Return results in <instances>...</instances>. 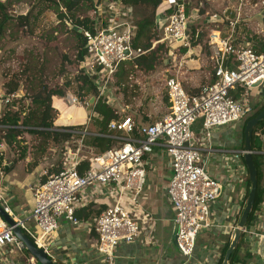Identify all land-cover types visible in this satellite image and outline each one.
I'll list each match as a JSON object with an SVG mask.
<instances>
[{"label": "built area", "instance_id": "1", "mask_svg": "<svg viewBox=\"0 0 264 264\" xmlns=\"http://www.w3.org/2000/svg\"><path fill=\"white\" fill-rule=\"evenodd\" d=\"M172 6V12H165L163 18L159 19L157 28L163 33L162 41L171 48L169 53L176 54L181 60L184 56L181 49L189 51L191 48L190 22L196 14L188 13L184 0H176ZM109 8L111 16L105 22L106 11L98 2L94 13L100 26L95 32L84 31L86 52L79 63V68L98 84L99 97L122 63L144 53L140 48L133 47L137 28L132 7L114 0L110 2ZM238 19L229 20L230 25L234 26ZM157 43L155 41L152 47ZM208 45L211 49L213 80L201 87L199 93L191 94L177 76L168 77L165 89L170 109L153 123L141 125L140 139L133 137L136 126L131 117H124L108 124L110 131L124 135L117 137L120 140L117 146L91 157L83 156L79 150L73 152L69 147L65 148L63 167L53 173L44 171L45 179L32 187L35 202L30 219L35 222L36 231H30L28 220L15 215L11 208L7 189L2 183L4 171L0 163V206L15 222L11 226L0 215V264L11 262L3 252L7 247L17 250L28 264H37L34 257L25 253L24 243L13 231L15 226L27 231L36 246L49 253L46 237L59 228V220L66 219L74 225L80 224L77 210L99 194L112 198L113 204L96 220L95 249L97 253L112 260L123 243L137 240L140 230L137 219L147 218L139 200L146 183V168L150 166L146 155L160 141L171 160L172 176L166 188V196L174 209L175 242L180 253L191 258L200 233L226 228V225L218 221L216 209L222 193V182L209 172L212 136L214 130L233 127L254 114L249 91L264 86V54L257 53L252 46L237 45L231 37H222L221 30L217 28L210 31ZM239 87L245 91L233 97L231 92ZM74 96L71 102L81 101ZM16 97L17 93L6 94L2 102L10 105ZM93 114L92 110L90 116ZM197 120H202L203 127V134L198 141L191 129ZM5 150V145L1 143L0 154ZM244 154L242 150L235 156L234 177L248 174L243 161ZM84 160L89 162V166L80 172L79 166ZM245 198L246 193L241 197L243 202ZM241 207L236 219L240 217ZM236 225L227 226L231 237ZM242 233L253 240H263L261 257L264 260V203L255 213L252 224L246 225Z\"/></svg>", "mask_w": 264, "mask_h": 264}, {"label": "crops", "instance_id": "2", "mask_svg": "<svg viewBox=\"0 0 264 264\" xmlns=\"http://www.w3.org/2000/svg\"><path fill=\"white\" fill-rule=\"evenodd\" d=\"M93 1L100 2V0ZM174 1L176 0H163L156 8L157 27H159L158 21L163 18L164 13L172 10L170 8ZM184 1L186 3L187 1L190 2V0ZM209 1H211L212 7L221 13L217 18L219 20L213 18L215 16L213 14L218 15L217 13H207L205 15L207 23H209L208 19L211 20V23L203 28L200 24L202 25L206 18L198 15L197 7L190 9L187 5L188 13L196 14L190 22V29L192 33L197 32L199 35L193 41L191 40L189 51L186 48L181 49V54L184 55L181 60H179L178 56H175L176 59H172L173 62H171V76H177L186 91L191 94L199 93L201 87L213 80V65L210 59L211 49L208 45V36L212 29L221 30L222 37H231L234 43L239 46H252L256 50L261 46L258 40L264 41V23L259 22L264 10V0ZM100 3L103 6V10L106 11L104 14L105 22H108L111 16L110 0H104ZM42 8H45V5L41 7V10H45L44 14L51 15V19L56 18L52 21L55 27L61 24L53 10ZM30 9L27 11L29 12ZM228 12L233 14L232 18ZM132 16L137 20L136 13H133ZM33 18L30 19V22L34 21ZM237 18H239L238 22L231 26L229 20L233 21ZM203 29L208 31L207 36H204ZM4 83L0 85V116L9 108L8 105L2 102L3 97L6 95L3 88ZM249 93L252 105H262L264 103V86L262 88H252ZM255 97L256 99L254 100L253 98ZM76 109L77 111L71 121L67 124L62 123L63 125H82L84 121H81L84 118L85 121L89 119L88 112L84 107L78 106ZM169 109L170 102L167 97V105L161 106L160 104V111L155 114L156 116L149 114L148 119L131 117L137 127L133 137L140 139L142 136L139 133V127L153 123L165 115ZM243 124L244 122H239L233 127H224L213 132V151L209 162V172L223 183L222 196L216 203V209L218 221L226 225V228L200 233L197 238L195 252L191 258L183 256L175 242L174 209L166 196V188L172 176L171 160L161 141L155 143L151 147V151L146 155L150 160V166L146 168V183L139 200L147 218L137 219L140 228L137 240L132 243H123L115 252L112 260H108L102 254L97 253L95 249L97 236L94 226L100 214L113 204L112 198L99 194L94 198H90L87 205L77 210L76 215L80 220V224L74 225L64 219L59 220V228L46 237L49 243L48 255L50 258L58 264H218L225 245L232 238L227 226H231L239 220L236 218L239 208L243 204L241 197L247 192V175L233 176L235 156L244 150L242 144L243 128H241ZM191 129L194 138L196 137L195 140L198 141L203 134L202 120H197ZM77 140L79 147L74 151L69 147L71 151L77 152L79 150L81 154L82 149H87L89 156L86 157L96 154L91 148L80 143V139ZM256 152L264 155V145L261 151ZM63 155L65 156V153ZM10 164L6 166L9 167ZM16 166L18 164L10 171L4 172L2 183L7 189L8 202L15 215L27 219V227L34 232L37 228L35 222L30 219L31 210L35 202L32 187L42 178H45L43 175L45 171L44 164H38L31 171H28L22 165L23 170H20V172L16 169ZM235 220L237 221L235 222ZM24 233L30 236L25 230ZM246 238L248 237L245 236ZM248 239L250 240V245L241 248L236 255L240 262L233 264H264L260 252V242L256 239ZM13 251L11 247H7L3 251L10 258V264H26L19 252L17 257H13L11 255Z\"/></svg>", "mask_w": 264, "mask_h": 264}, {"label": "rangeland", "instance_id": "3", "mask_svg": "<svg viewBox=\"0 0 264 264\" xmlns=\"http://www.w3.org/2000/svg\"><path fill=\"white\" fill-rule=\"evenodd\" d=\"M102 1L104 0H100V2ZM112 1L114 0H110V2ZM119 1L123 4L125 3L123 0ZM135 1H137L135 5L130 6L133 9V13H136L137 20L155 15L156 8L152 4H148L143 0ZM0 3L5 5L4 10L0 9V25L2 26L0 28V85L3 82H11L13 86L17 81L19 84V95L22 97V99L19 97V100L15 98L13 100L15 104L8 105V110L16 111L18 108L26 107L30 100L28 97L27 99L23 97L26 94L25 92L32 93L33 89L37 90L39 88V84H43L50 89L63 88L65 90L64 96L53 97V105L58 115L57 123L62 122L59 120L63 116L75 115L78 109L76 107L79 105H82L87 110L89 117L92 114L91 98L86 97L79 102H71L74 95L78 96L76 91L77 84L74 82V78L80 72L79 62L77 60L78 39L76 34L68 31L61 24L56 27L53 25L54 22L52 23V21L56 18L53 17L54 19H51V15L44 14L45 10H41V7L44 5L45 8L42 9L53 10V8L47 7L49 6L48 0H0ZM187 5L190 9L197 7L198 15L202 17H205L207 13H217L218 15H211L214 19H217L221 14L219 10L212 7L211 1L209 0H190V2L187 1ZM29 8L31 9L28 13L27 10ZM82 9L84 8L80 10L82 11ZM262 13L259 22L264 23V10ZM26 14L29 16L27 20L25 19ZM82 14L97 17L93 15L92 11L83 10ZM5 15L8 16V21L2 25ZM36 15L35 20L30 22V17L33 18ZM229 15L231 18L233 17V14L229 13ZM208 20L211 23V20ZM209 23H207L206 18L200 26L205 28ZM203 32L205 33L204 36L208 35L206 29H203ZM158 35L162 36L160 30ZM159 48L155 45L154 49L157 52L152 60L151 69H146L145 66L137 67V61L132 59L129 61L131 63H126L125 69L128 72H126L127 77L122 80V85L118 86L115 83L117 77H114L105 86L101 97L117 110L119 119L127 116L136 119H148L149 114H153L152 116H156V113L158 114L160 104L161 106L167 105L165 82L171 76V62H173L172 59H176V54L171 55V53L167 52L165 45ZM178 52L180 53V51H176L175 53ZM70 82H72L71 85H69ZM3 88H5L4 85ZM253 99L255 100L256 97ZM253 105H255V113L261 107V104ZM83 121L84 123L82 125L86 126L89 119L85 121L84 118L81 122ZM65 123L67 124L69 121ZM120 134L124 136L122 133ZM1 135L2 132L0 131ZM22 137L25 140L23 144L28 145L29 151L32 150V145L40 141L37 136L26 133ZM66 142L67 144H65ZM66 142L61 141L58 144L51 143L44 157L39 160V164H44L45 171L53 173L63 167L65 147H71L73 151L79 147L78 140L74 138ZM118 144L116 142V145ZM81 154L89 156L87 149H82ZM18 158V152L8 149L5 160L7 164L12 162L15 165L18 164L16 169L19 172L23 170L22 165L27 168V164L32 161V155L30 153L25 160L20 161ZM29 237L32 238L31 235ZM242 240L243 244L241 248L250 245V240L248 238L245 239V236ZM11 255L17 257L18 252L14 250L11 252ZM27 256L29 255L27 254ZM22 259L28 264L24 257Z\"/></svg>", "mask_w": 264, "mask_h": 264}, {"label": "trees", "instance_id": "4", "mask_svg": "<svg viewBox=\"0 0 264 264\" xmlns=\"http://www.w3.org/2000/svg\"><path fill=\"white\" fill-rule=\"evenodd\" d=\"M124 5H135L137 1L135 0H123ZM148 4H152L154 8H157L163 0H143ZM49 8H53V11L56 13L57 18L60 20L62 26H65L66 29L70 32L76 34L78 39V55L77 60L80 63L84 57L86 52V38L84 36L85 30H90L95 32L99 26V20L97 17L84 15L81 13L83 10L92 11L93 15H96L98 7V2H94L93 0H48ZM5 5L0 3V9L4 10ZM81 8L82 11L80 10ZM172 9V8H171ZM188 10V9H187ZM169 11L168 13H171ZM29 13V12H28ZM32 16V15H31ZM28 14H26L25 19H28ZM37 16H34V20ZM31 19V17H30ZM8 16L5 15V19L2 21V25L7 23ZM69 23L81 29L82 32H79L77 29L69 26ZM136 25V36L133 40L134 49L140 48L144 53L140 54L136 58L137 67L145 66V68H152V60L155 57V47H152L153 43L157 41L158 49L162 45H165V49L167 52L171 51V48L167 45L166 42L162 41V36L158 35V28L156 25V17L155 15L152 17H144L140 18V20H135ZM2 26L0 25V28ZM162 32V31H161ZM199 33L190 32V40L193 41L195 37H197ZM260 48L258 50L255 49L257 53H264V41L259 39ZM126 63H131L129 61L124 62L120 65L117 72L115 73V77L117 80L115 83L118 86L122 85V80H124L128 72L125 69ZM80 72L75 76L74 82L77 84V94L80 100H83L86 97L92 98L94 97V103L92 104L93 115L90 116V121L85 125H63L66 121H71L74 117L73 114L69 116H63L60 118V123H57V112L53 105V97L54 96H64L65 90L63 88L50 89L43 84H39V88L33 89L31 92H25L23 97L29 98L30 102L26 107L18 108L16 111L6 110L2 116H0V131L2 135L0 136V144L3 143L5 145L6 150L4 153L0 154V163L3 165V171L8 172L14 168L15 163L12 162L9 167H7V162L5 160L6 153L8 149L15 150L19 153V160H25L30 153L32 155V161L27 164L28 171L34 169L38 164L39 160L44 157L51 143H60L61 141H68L72 138L80 139L81 143L84 146L91 148L96 154H100L112 147L117 146L119 140L117 137L121 136L119 132L110 131L108 128V124L112 120L119 119L118 112L115 108L109 103L106 102L102 97H99V86L95 82V80L89 77L82 69H79ZM72 82L69 83L71 85ZM5 93H17L16 100H19V84L16 81L12 86L11 82L4 83ZM245 90L242 87L237 88L235 92H231L233 97H238ZM22 99V97H21ZM15 104V102H13ZM264 108V103L261 107L250 116L243 124V146H244V128L246 122L258 115V113ZM85 133L83 134L82 132ZM137 131V127L135 128ZM30 134L35 135L39 138V143L32 145V150L29 151L28 145L23 144L25 142L22 135ZM263 136H264V120L260 121L254 128L252 134V150H253V160L257 167L258 171V182H257V192L255 197V202L252 207V210L248 217L247 225H251L254 219L255 213L258 209L261 208L262 203H264V155L262 153H258L256 151H261L263 147ZM244 161V159H243ZM245 163V162H244ZM89 166V162L84 160L81 162L79 166V171L83 172ZM247 170V168H246ZM59 171V170H58ZM248 173V170H247ZM45 178H42L44 180ZM249 176L247 174V192L246 198L249 192ZM245 201L242 204L240 214L245 205ZM77 214V213H76ZM77 216V215H76ZM28 236V235H27ZM245 234L242 233L239 242L231 254L230 263L233 264L236 262H240V260L236 257L238 250L241 248L243 244L242 238H244ZM29 237V236H28ZM32 241L33 239L29 237ZM228 242L222 252L221 258L218 264H221L225 255V252L229 246ZM25 253L29 255V252L25 250ZM50 257V256H49ZM37 264H39L37 262Z\"/></svg>", "mask_w": 264, "mask_h": 264}, {"label": "water", "instance_id": "5", "mask_svg": "<svg viewBox=\"0 0 264 264\" xmlns=\"http://www.w3.org/2000/svg\"><path fill=\"white\" fill-rule=\"evenodd\" d=\"M69 26L73 27L74 29H77L79 32H82L81 29H78L77 27L72 26L70 23H69ZM258 84L259 82L255 84L254 86H257ZM94 100L95 98L92 97L90 99V102L94 103ZM262 120H264V108L258 113L257 116L252 117L245 124L244 162L248 170L250 187H249L247 199L245 201V205L243 207V210L241 212V215L236 225V230L231 238L230 244L225 252V255H224V258L221 264L230 263L231 254L233 253V251L235 250L239 242V239L242 235L243 228L247 225L249 214L255 202V197H256V192H257V182H258V178H257L258 171H257V167L253 160L254 152L252 150L251 139H252V134H253V130L255 126ZM0 215L3 216V218L9 225L11 226L15 225L13 218L9 214H7L1 206H0ZM13 231L15 235L18 237V239L24 243L25 249L29 252V254L32 257H34V259L39 264H58L56 261H54L52 258L49 257L48 253L43 248L36 246V244L24 233V231L19 226H15ZM262 251H263V240L260 242V252L262 253Z\"/></svg>", "mask_w": 264, "mask_h": 264}]
</instances>
